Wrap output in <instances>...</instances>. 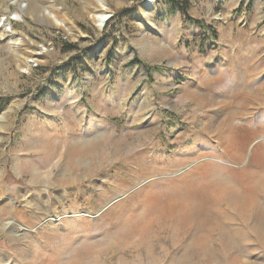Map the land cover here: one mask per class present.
Returning a JSON list of instances; mask_svg holds the SVG:
<instances>
[{"label": "rangeland", "instance_id": "obj_1", "mask_svg": "<svg viewBox=\"0 0 264 264\" xmlns=\"http://www.w3.org/2000/svg\"><path fill=\"white\" fill-rule=\"evenodd\" d=\"M143 1L99 30L96 0H0L45 50L0 30V264H264V0ZM199 176L226 188L149 202Z\"/></svg>", "mask_w": 264, "mask_h": 264}, {"label": "bare ground", "instance_id": "obj_2", "mask_svg": "<svg viewBox=\"0 0 264 264\" xmlns=\"http://www.w3.org/2000/svg\"><path fill=\"white\" fill-rule=\"evenodd\" d=\"M19 0H10L11 3L18 2ZM158 0H144L140 7V20L143 24L146 19H149L155 11L156 3ZM108 0H96V6L89 7V11L92 12V17L94 19L95 24L98 26V29L101 30L108 20V12L110 11V6L108 5ZM24 9V6H21V10ZM66 12V11H65ZM51 21H53L58 27L67 31L68 34L73 35L75 37H80L81 33L77 28V21L72 19L68 13L65 15H59L55 12H49L46 14ZM22 14L19 12H10L7 16L3 17L1 32L2 36L11 33L13 41L11 42V47L13 51L18 56L19 65L23 67L24 71L32 70V65H35L36 61L40 58L41 54L45 50H34L27 56L21 53V48L25 46V38L21 35H18L17 32L11 26L12 19L21 18ZM259 154H264V143H261L257 149ZM209 169V168H208ZM205 170V169H204ZM206 176V175H205ZM199 176L196 180L192 181L188 178L181 177L182 184L174 185L172 187L167 188V190L154 194V198L149 202H154V199L159 198H167L171 205H175L178 200L186 201V203L191 198V202L188 204L200 205V197L204 193H199V190L206 189L211 190L215 194L226 188L223 183L214 181L212 178H205ZM216 179V178H215ZM223 186V187H222ZM153 194V193H152ZM151 195V194H150ZM153 196V195H152ZM149 198V197H148ZM242 201V200H241ZM169 203V204H170ZM242 204V203H241ZM243 205V204H242ZM185 207V206H184ZM17 211V210H16ZM172 211V210H171ZM188 212V211H186ZM144 216V215H143ZM136 220V218H134ZM140 219V218H139Z\"/></svg>", "mask_w": 264, "mask_h": 264}, {"label": "trees", "instance_id": "obj_3", "mask_svg": "<svg viewBox=\"0 0 264 264\" xmlns=\"http://www.w3.org/2000/svg\"><path fill=\"white\" fill-rule=\"evenodd\" d=\"M172 5H173V8H178L181 12V15H182V19L184 22H187V21H191V20H196L198 21V19H195L193 16L190 15L189 13V8L191 6V3L189 0H172ZM198 22H201V21H198ZM140 63L142 61H140L139 59H133L131 60L128 64L131 65V64H135V63ZM149 74L151 75V71L149 70Z\"/></svg>", "mask_w": 264, "mask_h": 264}, {"label": "crops", "instance_id": "obj_4", "mask_svg": "<svg viewBox=\"0 0 264 264\" xmlns=\"http://www.w3.org/2000/svg\"><path fill=\"white\" fill-rule=\"evenodd\" d=\"M207 73H208V72L205 71V74H207ZM226 74H228V71H227V70H223V71L220 73V76H221V75H226ZM210 76H213V77L216 78V79H218V77H219L218 75L214 76V75H211V74H210Z\"/></svg>", "mask_w": 264, "mask_h": 264}]
</instances>
